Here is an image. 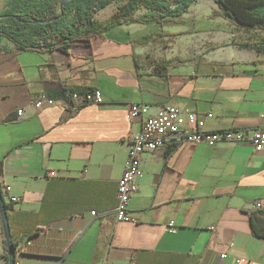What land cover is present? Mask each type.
<instances>
[{
  "label": "crops",
  "instance_id": "obj_1",
  "mask_svg": "<svg viewBox=\"0 0 264 264\" xmlns=\"http://www.w3.org/2000/svg\"><path fill=\"white\" fill-rule=\"evenodd\" d=\"M198 2L179 16L154 12L74 41L67 53L20 49L0 36V183L20 197L7 208L19 264H264V237L252 226L253 215L264 218V146L145 152L128 204L138 221L114 217L125 137L141 125L140 116L127 118L131 103L152 112L179 106L209 131L260 123L264 28ZM119 4L94 17L106 20ZM150 13L141 7L135 17ZM90 89L100 103L66 96ZM42 96L54 104L36 108ZM6 256L0 217V264Z\"/></svg>",
  "mask_w": 264,
  "mask_h": 264
},
{
  "label": "trees",
  "instance_id": "obj_2",
  "mask_svg": "<svg viewBox=\"0 0 264 264\" xmlns=\"http://www.w3.org/2000/svg\"><path fill=\"white\" fill-rule=\"evenodd\" d=\"M112 1L115 0H69L60 10L59 0H6L4 9L0 11L3 15L0 18V36L20 49H58L67 53L74 41H89L110 27L145 21L148 17L153 18L154 12L179 16L194 0H123L109 18L98 21L94 14ZM215 1L223 14L238 25L264 28V0ZM141 7L152 13L135 17ZM48 18L55 19L47 23L34 22ZM252 226L255 234L264 237V218L253 215ZM5 258L8 264L7 256Z\"/></svg>",
  "mask_w": 264,
  "mask_h": 264
},
{
  "label": "built area",
  "instance_id": "obj_3",
  "mask_svg": "<svg viewBox=\"0 0 264 264\" xmlns=\"http://www.w3.org/2000/svg\"><path fill=\"white\" fill-rule=\"evenodd\" d=\"M66 96L70 99L81 100L84 104L100 103L103 100L98 89H91L84 93L66 92ZM54 102V99L42 96L36 99L34 106L41 108L44 105H53ZM22 113V109L17 111L18 116H21ZM212 115L211 112L206 114L207 117H212ZM139 116L141 117L139 131L125 137L127 155L122 175L117 182V203L114 208V217L117 221L130 223L138 221L130 213L128 204L131 195L136 191L135 180L143 176L141 168V155L143 153L181 143L204 142L208 145H215L219 142H228L250 144L257 150L264 146V110L259 114V125L252 130H204L202 118L173 104L159 106L152 112L147 104L131 103L127 110V118L132 121ZM1 191L5 204L16 205L20 202V197L11 193L10 186L5 185ZM255 206L260 208L261 204L257 203ZM91 214L96 215V211H92ZM169 227L174 231L173 221L169 222ZM221 257H225V254L222 253ZM15 264H19L17 258H15ZM131 264L135 263L132 262Z\"/></svg>",
  "mask_w": 264,
  "mask_h": 264
},
{
  "label": "water",
  "instance_id": "obj_4",
  "mask_svg": "<svg viewBox=\"0 0 264 264\" xmlns=\"http://www.w3.org/2000/svg\"><path fill=\"white\" fill-rule=\"evenodd\" d=\"M67 1L69 0H59L60 10ZM53 19L55 18H48L44 20H34V22L35 23H47ZM0 217H1V222H2V227H3V232H4V238L6 241L8 264H15V246L12 240V235H11L9 221H8L7 206L3 199L1 187H0Z\"/></svg>",
  "mask_w": 264,
  "mask_h": 264
},
{
  "label": "rangeland",
  "instance_id": "obj_5",
  "mask_svg": "<svg viewBox=\"0 0 264 264\" xmlns=\"http://www.w3.org/2000/svg\"><path fill=\"white\" fill-rule=\"evenodd\" d=\"M116 3H122L123 0H115ZM197 1H201V2H198V3H202L204 4L206 7L208 6L207 3L210 1V0H197ZM215 3H217L215 0H213ZM5 2L6 0H0V11L4 9V5H5ZM218 5V4H217ZM108 11V8L107 10Z\"/></svg>",
  "mask_w": 264,
  "mask_h": 264
},
{
  "label": "flooded vegetation",
  "instance_id": "obj_6",
  "mask_svg": "<svg viewBox=\"0 0 264 264\" xmlns=\"http://www.w3.org/2000/svg\"><path fill=\"white\" fill-rule=\"evenodd\" d=\"M3 15L0 14V18L2 17Z\"/></svg>",
  "mask_w": 264,
  "mask_h": 264
}]
</instances>
